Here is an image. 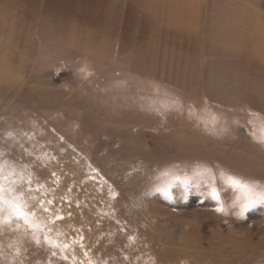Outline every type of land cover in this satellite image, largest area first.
I'll use <instances>...</instances> for the list:
<instances>
[{
  "label": "rangeland",
  "instance_id": "1",
  "mask_svg": "<svg viewBox=\"0 0 264 264\" xmlns=\"http://www.w3.org/2000/svg\"><path fill=\"white\" fill-rule=\"evenodd\" d=\"M0 167V264H264V0H0Z\"/></svg>",
  "mask_w": 264,
  "mask_h": 264
},
{
  "label": "snow or ice",
  "instance_id": "2",
  "mask_svg": "<svg viewBox=\"0 0 264 264\" xmlns=\"http://www.w3.org/2000/svg\"><path fill=\"white\" fill-rule=\"evenodd\" d=\"M206 171L207 170H204V172H206ZM204 172L196 171L194 173V175L201 176L204 174ZM4 179H5V177L3 174V169H2V167H0V203L4 202V196H3V193L5 191V186L3 183ZM175 179L179 180L181 178L175 177ZM184 179H187V177H185ZM225 179H226V182L228 184H230L231 186H233L235 188L240 189L241 192L243 193V195L245 196V198H246L245 204L242 207H247L255 199H259V200L264 201V191H255L253 186L242 183L239 179L232 177V176H227ZM168 188H169V185H165L163 188H161L159 190L164 191L165 193H168ZM168 194H170V193H168ZM9 203H10L12 213L17 218L24 219L25 222H28L27 221L28 216L34 217L36 215V213L34 211H27L26 212L25 211V208L27 207L26 204L19 199H14L13 201H10ZM218 210H220V209H218ZM45 211H46V209H45Z\"/></svg>",
  "mask_w": 264,
  "mask_h": 264
}]
</instances>
